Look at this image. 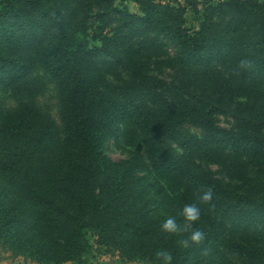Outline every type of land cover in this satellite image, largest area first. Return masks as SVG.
I'll return each instance as SVG.
<instances>
[{
	"label": "trees",
	"instance_id": "16d2710c",
	"mask_svg": "<svg viewBox=\"0 0 264 264\" xmlns=\"http://www.w3.org/2000/svg\"><path fill=\"white\" fill-rule=\"evenodd\" d=\"M154 1L132 0L142 16H123L174 44L205 98L169 97L166 84L146 74L145 58L133 55L126 62L101 51L130 71L126 88L95 74L88 67L93 50L76 52L73 44L78 8L71 0H0V82L17 90L41 67L57 81L64 107L63 132L30 103L0 116V173L18 188L0 182V240L16 255L81 264L92 251L91 227L100 244L149 264H158L161 250L171 264H264V0H227L221 15L229 19L195 33L184 27L183 11ZM233 107L234 129H216L217 114ZM124 122L138 131L149 165L181 180V193L136 175L148 169L146 161L115 163L107 155L108 139ZM187 122L212 133V143L177 130ZM198 159L219 167L228 182ZM208 188L213 199L200 204L193 226L204 239L182 248L160 225L184 204L199 203ZM157 190L161 218L151 215L156 201L148 198ZM215 216L233 221V231Z\"/></svg>",
	"mask_w": 264,
	"mask_h": 264
},
{
	"label": "rangeland",
	"instance_id": "374dc122",
	"mask_svg": "<svg viewBox=\"0 0 264 264\" xmlns=\"http://www.w3.org/2000/svg\"><path fill=\"white\" fill-rule=\"evenodd\" d=\"M227 2V0L154 1L155 4L163 7L169 5L183 11L181 17L184 20V27L191 33L200 31L202 27H212L213 24L225 23L229 18L222 16L221 11L223 5ZM71 4L73 6L76 4L78 8V16L72 31L75 38L73 44L76 52L79 50L91 52L93 50L88 67L95 74L104 75L106 82L126 88L127 86L123 84L122 79L130 71L122 69L120 65L114 62L113 57H109L107 53L102 52V54V50L109 52L112 56L122 55L125 57L126 62L130 60L131 55L139 60L145 58L148 62L146 74L163 81L168 89L165 94L169 97H181L193 102L205 98L203 91L196 84L192 72L181 66L175 45L165 36L156 35L143 28V25L139 22L123 16V12L142 16L138 4L132 2V0H71ZM213 29L210 30L212 34L215 33ZM244 30L250 32L253 29L246 26ZM220 72L224 77L228 74L225 68H221ZM0 83V116L5 117L15 113L19 108L18 102L30 103L43 117L52 120L60 131H64V107L59 85L41 67H37L28 79L17 87V90H14V87L11 86H3L2 81ZM136 91L138 90H133V92ZM235 108H228L217 114L215 119L216 129H234L236 125ZM177 130L200 142L208 141L212 143L210 139L212 133L196 126L194 123H184L178 126ZM215 135L216 140H222L223 145L227 144V139L221 133ZM165 145L170 147L177 155L182 153L179 147L170 141H166ZM106 153L115 163L130 159L146 161L148 169L141 173L137 172L136 175L147 177L148 183L157 185L172 195L181 193V180L178 177L149 165L140 135L131 123L124 122L119 132L108 139ZM195 163H198L204 170H212L223 181L227 180L216 165L200 162V159ZM0 182L8 188L18 190L17 185L9 175L0 173ZM91 182L94 188V183ZM148 198L156 201L151 207V215L157 218L165 217L166 210L156 206L160 201L158 190L154 191ZM215 217L218 224L225 225L227 234L233 231V224H235L233 221L228 222L222 220L220 216ZM86 236L92 246V251L89 256L84 257L85 259L81 264H149L100 244L95 230L91 227L86 231ZM0 264L40 263L16 255L0 240ZM64 264L80 263L67 262Z\"/></svg>",
	"mask_w": 264,
	"mask_h": 264
},
{
	"label": "clouds",
	"instance_id": "9594fccd",
	"mask_svg": "<svg viewBox=\"0 0 264 264\" xmlns=\"http://www.w3.org/2000/svg\"><path fill=\"white\" fill-rule=\"evenodd\" d=\"M213 191L211 188L201 191L199 203L190 202L183 205L176 215H170L165 218L160 225L163 233L180 237L178 244L182 248H188L193 244H199L204 239V232L193 226L201 219L200 204L210 203L213 199ZM158 264H171L172 257L165 250L157 251L155 254Z\"/></svg>",
	"mask_w": 264,
	"mask_h": 264
}]
</instances>
